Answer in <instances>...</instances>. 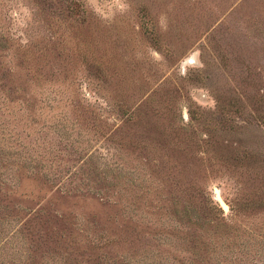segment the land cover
Listing matches in <instances>:
<instances>
[{
    "label": "rangeland",
    "instance_id": "374dc122",
    "mask_svg": "<svg viewBox=\"0 0 264 264\" xmlns=\"http://www.w3.org/2000/svg\"><path fill=\"white\" fill-rule=\"evenodd\" d=\"M0 264H264V0H0Z\"/></svg>",
    "mask_w": 264,
    "mask_h": 264
},
{
    "label": "water",
    "instance_id": "95a60500",
    "mask_svg": "<svg viewBox=\"0 0 264 264\" xmlns=\"http://www.w3.org/2000/svg\"><path fill=\"white\" fill-rule=\"evenodd\" d=\"M225 206V205H224Z\"/></svg>",
    "mask_w": 264,
    "mask_h": 264
}]
</instances>
